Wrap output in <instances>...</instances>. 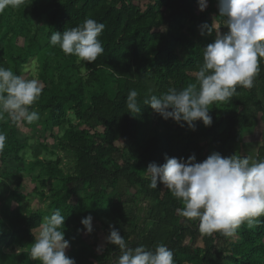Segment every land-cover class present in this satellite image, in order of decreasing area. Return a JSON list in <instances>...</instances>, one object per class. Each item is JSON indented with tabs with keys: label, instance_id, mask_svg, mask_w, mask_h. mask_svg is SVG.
Segmentation results:
<instances>
[{
	"label": "trees",
	"instance_id": "obj_1",
	"mask_svg": "<svg viewBox=\"0 0 264 264\" xmlns=\"http://www.w3.org/2000/svg\"><path fill=\"white\" fill-rule=\"evenodd\" d=\"M207 2L214 7L201 12L199 0H25L0 11V65L43 86L30 109L38 121L0 119V264H39L30 256L34 232L57 209L70 241L66 255L76 264H116L120 252L107 241L110 226L132 248L165 244L175 264H264V224L242 225L232 237L204 233L198 219L177 213L184 205L163 184L149 187L145 172L165 156L195 155L197 162L214 152L242 156L237 147L244 132H256L264 121V58L253 88L238 86L232 98L209 106L210 127L202 121L195 130L182 127L143 103L197 84L203 49L226 33L219 0ZM212 13L220 26L209 19ZM86 18L105 25L104 52L92 64L49 43L53 32ZM205 25H213L211 34ZM130 90L138 92L140 114L126 108ZM20 126L50 131L40 144L48 157L26 159L32 144ZM257 151L256 161L264 160V142ZM18 177L30 180V195L19 191ZM30 197L46 208H30ZM89 215L106 236L103 249L84 238L81 220Z\"/></svg>",
	"mask_w": 264,
	"mask_h": 264
},
{
	"label": "clouds",
	"instance_id": "obj_2",
	"mask_svg": "<svg viewBox=\"0 0 264 264\" xmlns=\"http://www.w3.org/2000/svg\"><path fill=\"white\" fill-rule=\"evenodd\" d=\"M25 0H0V11L11 6L19 8ZM207 0H199V10L205 11ZM219 14L226 17V33L220 31L213 43L203 49V64L196 72L197 84H189L177 91L168 89L161 95L144 99V105L165 120L180 126L186 123L195 130V122L206 127L213 123L209 106L224 102L237 94V87L251 89L260 72L259 59L264 58V0H219ZM211 34L213 25L204 26ZM105 29L103 23L92 18L63 33L53 32L50 45L58 46L66 55L92 64L103 54L99 39ZM204 34L203 32L201 33ZM43 86L37 79H25L11 68L0 65V119L5 114L14 122L31 124L40 119L30 110L39 100ZM138 92L130 90L126 108L141 113ZM5 135L0 133V148ZM150 175L149 187L163 184L181 200L183 208L177 213L188 220L198 219L200 230L207 234L219 232L232 237L242 225L248 228L264 224V160L256 161L248 155L222 156L218 152L197 162L195 155L187 159L165 156V163H150L145 171ZM93 218L81 220L87 234L93 232ZM65 217L60 209L44 217L39 235L30 248V256L39 264H76L66 255L70 241L65 238ZM108 243L118 246L120 256L116 264H175L174 253L165 244L149 250L144 245L129 247L120 232L110 226Z\"/></svg>",
	"mask_w": 264,
	"mask_h": 264
},
{
	"label": "rangeland",
	"instance_id": "obj_3",
	"mask_svg": "<svg viewBox=\"0 0 264 264\" xmlns=\"http://www.w3.org/2000/svg\"><path fill=\"white\" fill-rule=\"evenodd\" d=\"M209 8H213L214 4L211 2H207ZM209 19H211L215 24H218L220 26L221 20L220 16L212 13L209 15ZM226 21V20H225ZM225 21L223 22L224 29L227 32L229 29L225 26ZM264 117V114L262 115ZM21 136L28 137L30 140V143L32 144L31 148H28L25 152V157L28 161H32L35 157L44 158L48 157L49 154H47L45 151L41 150L40 144L45 143L44 137H49L50 131H48L45 135H43V128L40 126H36V128H26L23 126H20L19 128ZM58 130H55V133H57ZM244 141L238 145L237 152L239 154H244V151L247 153L244 155H248L252 157L254 160H256L255 155L250 153V151H256L255 149H259L261 146H263L264 142V121L261 124V127L256 132H244ZM48 144H50V141H48ZM253 148V149H252ZM64 157V155H61ZM257 156V154H256ZM17 183L20 184L19 191H21L24 195H30L32 192V187L30 185L29 179H21L18 177ZM30 202L27 204L30 208L36 209V208H46V203L40 202L38 199H34L33 197H30ZM93 232L91 234H87L85 231L84 238L87 243L90 244H97L100 249H103L105 247L106 243V236L104 232L101 230L100 225L96 218H93ZM40 230L35 231V236L37 237L39 235ZM68 249L66 250V252Z\"/></svg>",
	"mask_w": 264,
	"mask_h": 264
},
{
	"label": "crops",
	"instance_id": "obj_4",
	"mask_svg": "<svg viewBox=\"0 0 264 264\" xmlns=\"http://www.w3.org/2000/svg\"><path fill=\"white\" fill-rule=\"evenodd\" d=\"M243 141H244V140H243ZM252 149H253V148H252ZM255 150H256V151H250V153H252V154H254V155H255L254 157H256V154H257V152H258V151H257V149H255ZM246 153H247V152H246V151H244V154H246ZM244 154H243V155H244Z\"/></svg>",
	"mask_w": 264,
	"mask_h": 264
}]
</instances>
